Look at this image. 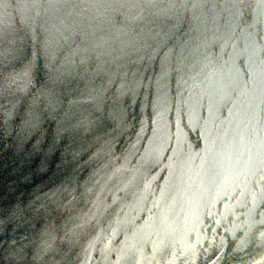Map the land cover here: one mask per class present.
<instances>
[{
	"label": "water",
	"instance_id": "1",
	"mask_svg": "<svg viewBox=\"0 0 264 264\" xmlns=\"http://www.w3.org/2000/svg\"><path fill=\"white\" fill-rule=\"evenodd\" d=\"M0 264H264V0H0Z\"/></svg>",
	"mask_w": 264,
	"mask_h": 264
}]
</instances>
